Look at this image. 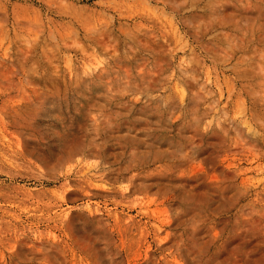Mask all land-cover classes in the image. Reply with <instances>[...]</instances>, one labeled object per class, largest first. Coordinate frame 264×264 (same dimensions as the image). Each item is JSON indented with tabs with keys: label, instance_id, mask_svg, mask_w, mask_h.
I'll return each mask as SVG.
<instances>
[{
	"label": "rangeland",
	"instance_id": "374dc122",
	"mask_svg": "<svg viewBox=\"0 0 264 264\" xmlns=\"http://www.w3.org/2000/svg\"><path fill=\"white\" fill-rule=\"evenodd\" d=\"M0 264H264V0H0Z\"/></svg>",
	"mask_w": 264,
	"mask_h": 264
}]
</instances>
